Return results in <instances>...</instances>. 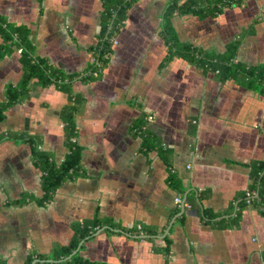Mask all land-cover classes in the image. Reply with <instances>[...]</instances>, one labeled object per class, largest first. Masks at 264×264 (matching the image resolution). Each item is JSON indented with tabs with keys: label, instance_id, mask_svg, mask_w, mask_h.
Listing matches in <instances>:
<instances>
[{
	"label": "crops",
	"instance_id": "obj_1",
	"mask_svg": "<svg viewBox=\"0 0 264 264\" xmlns=\"http://www.w3.org/2000/svg\"><path fill=\"white\" fill-rule=\"evenodd\" d=\"M171 1L135 0L102 75L73 81L83 97L75 114L81 173L50 202H39L43 172L32 145L7 136L37 138L60 164L68 152L62 117L68 94L33 78L29 94L7 109L0 121V264H23L30 254L48 256L32 264H69L55 260L54 251L70 243L75 223L94 217L114 227L80 241L88 260L264 264L262 208L239 207L253 184L251 164L264 161V96L184 57L167 60L161 31ZM103 10L104 0H0V14L28 25L36 54L66 74L90 67ZM172 23L180 42L224 53L239 41L237 61L264 64V0L206 17L177 13ZM22 73L19 51L0 57V102ZM152 114L145 145L136 128ZM178 195L191 207L176 204Z\"/></svg>",
	"mask_w": 264,
	"mask_h": 264
},
{
	"label": "trees",
	"instance_id": "obj_2",
	"mask_svg": "<svg viewBox=\"0 0 264 264\" xmlns=\"http://www.w3.org/2000/svg\"><path fill=\"white\" fill-rule=\"evenodd\" d=\"M135 0H104L103 26L98 36V42L94 47V56L103 63V69H99L98 76L93 72L97 70L94 63L82 74H66L60 68L52 65L45 57L36 54V46L32 40V30L26 24H14L5 15L0 14V57L20 52V61L23 66L22 78L19 85L7 86V100L0 102V121L6 117V111L15 103L23 100L30 92V82L33 78L38 79L42 86L56 85L59 89L68 94L70 104L63 109L62 117L66 135V146L68 152L65 159L56 163L53 155L41 148L39 140L33 136L10 133L8 138L23 139L32 145L33 162L43 172L42 189L44 195L39 199L41 204L50 202L61 184L67 179H73L81 173L82 148L73 138L78 136V127L75 114L78 111L83 97L72 90L74 80H94L102 75L107 67L112 53V39L117 37L120 29L125 25L128 8ZM243 0H173L169 2L164 13V26L161 35L165 40L168 53L167 60L174 57H184L204 71L217 72L222 80L234 79L246 88L256 90L264 96V64L251 66L237 61V53L240 47L239 41L228 45L224 53H213L202 51L190 43L180 42L174 30L172 18L177 13H193L201 17L218 15L226 7L239 5ZM136 131L143 136L145 145L149 144V126L146 118L138 125ZM252 190L258 192L253 203L262 208L264 213V161L251 164ZM171 181L173 177H171ZM27 199V198H26ZM19 200L18 203H26L28 200ZM29 199V198H28ZM247 203L246 193L239 207L242 210ZM240 216L232 218L231 223L239 222ZM104 225L114 227L109 220H102L99 217L87 219L82 223H75L74 236L68 245L56 248L52 257L55 260L68 257L80 244V241L92 235ZM149 233H151L149 231ZM153 234V233H152ZM48 259L43 254H30L23 264H32L33 260ZM69 264H103L97 261L85 259L77 251L72 257L66 260ZM36 264H43L38 262Z\"/></svg>",
	"mask_w": 264,
	"mask_h": 264
},
{
	"label": "built area",
	"instance_id": "obj_3",
	"mask_svg": "<svg viewBox=\"0 0 264 264\" xmlns=\"http://www.w3.org/2000/svg\"><path fill=\"white\" fill-rule=\"evenodd\" d=\"M119 44V40L117 37H114L112 39V45L113 46H117ZM92 63L95 64V66L97 67V70L93 72V75L94 76H98L99 73H100V70L103 69V63L102 61H99L95 56H93L92 58ZM100 69V70H99ZM154 116L153 114L152 115H148L147 117V121L148 122H151L153 120ZM74 141L77 140L76 137L73 138ZM246 196H247V203L248 204H251L253 202V200L256 198V192L255 190H247L246 192ZM175 203L178 204L179 206H183L184 208H190L191 205L186 203L183 199H182V196L181 195H178L176 198H175ZM141 226H139V229L141 230Z\"/></svg>",
	"mask_w": 264,
	"mask_h": 264
},
{
	"label": "water",
	"instance_id": "obj_4",
	"mask_svg": "<svg viewBox=\"0 0 264 264\" xmlns=\"http://www.w3.org/2000/svg\"><path fill=\"white\" fill-rule=\"evenodd\" d=\"M80 245H81V244H80ZM80 245L78 246V248H77L76 250H74V251L72 252V254H70L68 257H66L65 260L70 259V258L72 257V255L75 254V253L79 250ZM50 261H52V260H47V262H50Z\"/></svg>",
	"mask_w": 264,
	"mask_h": 264
}]
</instances>
